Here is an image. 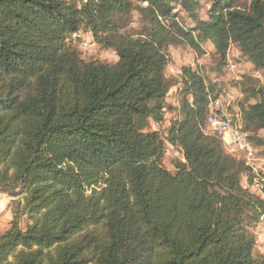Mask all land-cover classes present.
Returning <instances> with one entry per match:
<instances>
[{"label": "trees", "instance_id": "1", "mask_svg": "<svg viewBox=\"0 0 264 264\" xmlns=\"http://www.w3.org/2000/svg\"><path fill=\"white\" fill-rule=\"evenodd\" d=\"M207 1L0 0V193L15 198L0 264H264L252 229L264 198L204 129V77L183 68L182 116L165 138L138 123L164 120L172 45L212 40L225 61L234 43L264 74V0H211L204 18ZM133 10L136 34L120 23ZM82 30L118 60H84L68 41ZM241 112L264 146V98ZM166 141L185 157L175 172Z\"/></svg>", "mask_w": 264, "mask_h": 264}, {"label": "rangeland", "instance_id": "2", "mask_svg": "<svg viewBox=\"0 0 264 264\" xmlns=\"http://www.w3.org/2000/svg\"><path fill=\"white\" fill-rule=\"evenodd\" d=\"M75 1L79 5L84 0ZM203 2L205 3V0ZM211 6L212 1L210 0L200 7L199 13L202 17H208L207 11ZM176 7L175 12L178 13L182 24L187 27H193L194 23L189 17V13L185 12L181 7ZM120 23L123 26V30L130 34H136L140 31L144 21L141 20L139 13L133 10L131 14L124 16ZM68 41L77 47L84 60L106 62L118 60V55L113 49L103 48L95 42L91 31H79L69 37ZM200 46V50L188 43L170 46V62L166 68L170 89L166 106L162 111L164 120L162 122L158 121L153 116L147 121V124L140 120L138 123L143 130H159L161 135L164 138L166 137L171 122L182 116L180 105L183 95L179 93L181 88L179 80L182 77L183 68L192 67L204 77L211 92L208 105L209 113L204 127L205 131L212 134V131L207 126V120L210 117L229 118L232 120L231 124L233 127L241 126V130L248 135L247 139L252 147L251 154L237 146L227 147L228 145L225 143L224 145L230 153L243 158L251 168V171L244 174L242 178L243 186L264 198L261 186V173L264 172V146L258 144L257 139L254 137V132L243 129V113L241 112L243 106L264 98V74L254 70L253 63L243 55L242 51L234 43L230 45L225 61L216 53L212 40L202 41ZM247 78H251V80ZM252 88L257 90L255 97L250 95ZM259 135H263L262 131L259 132ZM183 161H185V157L182 149L166 141L165 152L162 156L163 165L170 171L175 172L176 165ZM14 199L7 192L0 193V233L10 226V221L14 216ZM27 222L26 215H23L21 221L23 228L26 227ZM252 229L256 236L254 254L256 256L264 254V213L258 223L253 225Z\"/></svg>", "mask_w": 264, "mask_h": 264}, {"label": "built area", "instance_id": "3", "mask_svg": "<svg viewBox=\"0 0 264 264\" xmlns=\"http://www.w3.org/2000/svg\"><path fill=\"white\" fill-rule=\"evenodd\" d=\"M232 120L229 118H208L207 126L212 134L218 136L222 141L229 146H237L242 150H246L249 154L252 152L251 144L249 143L247 133L241 130V126L233 127ZM262 181V179H261ZM262 186V184H261Z\"/></svg>", "mask_w": 264, "mask_h": 264}]
</instances>
